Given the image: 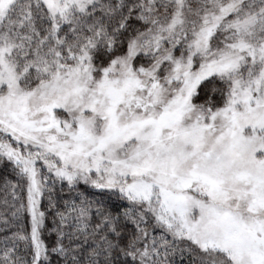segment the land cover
I'll return each mask as SVG.
<instances>
[{"label":"snow or ice","instance_id":"1","mask_svg":"<svg viewBox=\"0 0 264 264\" xmlns=\"http://www.w3.org/2000/svg\"><path fill=\"white\" fill-rule=\"evenodd\" d=\"M0 169V264H264V0H0Z\"/></svg>","mask_w":264,"mask_h":264},{"label":"trees","instance_id":"2","mask_svg":"<svg viewBox=\"0 0 264 264\" xmlns=\"http://www.w3.org/2000/svg\"><path fill=\"white\" fill-rule=\"evenodd\" d=\"M3 184V170L0 169V223H2V220L5 216H7L9 219H11V213L14 211L11 205V190H9L8 193V200L9 202L5 203V192L2 187ZM50 224V220L48 222ZM23 224L26 226H29L30 230V224L28 220H24ZM53 264H55V259H53Z\"/></svg>","mask_w":264,"mask_h":264},{"label":"rangeland","instance_id":"3","mask_svg":"<svg viewBox=\"0 0 264 264\" xmlns=\"http://www.w3.org/2000/svg\"><path fill=\"white\" fill-rule=\"evenodd\" d=\"M30 224V223H29Z\"/></svg>","mask_w":264,"mask_h":264}]
</instances>
